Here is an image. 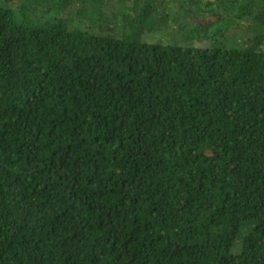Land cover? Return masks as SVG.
Returning a JSON list of instances; mask_svg holds the SVG:
<instances>
[{
	"label": "trees",
	"instance_id": "obj_1",
	"mask_svg": "<svg viewBox=\"0 0 264 264\" xmlns=\"http://www.w3.org/2000/svg\"><path fill=\"white\" fill-rule=\"evenodd\" d=\"M0 264H264V0H0Z\"/></svg>",
	"mask_w": 264,
	"mask_h": 264
},
{
	"label": "rangeland",
	"instance_id": "obj_2",
	"mask_svg": "<svg viewBox=\"0 0 264 264\" xmlns=\"http://www.w3.org/2000/svg\"><path fill=\"white\" fill-rule=\"evenodd\" d=\"M252 35H253V34H251V35L249 36L250 39L252 38ZM239 42H240V41H239ZM244 43H245L244 41H241V42H240V44H243V45H244Z\"/></svg>",
	"mask_w": 264,
	"mask_h": 264
}]
</instances>
